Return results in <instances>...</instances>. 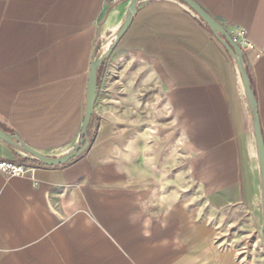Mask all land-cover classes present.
<instances>
[{"label": "crops", "instance_id": "0c3cea01", "mask_svg": "<svg viewBox=\"0 0 264 264\" xmlns=\"http://www.w3.org/2000/svg\"><path fill=\"white\" fill-rule=\"evenodd\" d=\"M193 1L253 44L264 141V0ZM125 9L0 0V129L45 155L72 150L95 48ZM110 56L80 157L41 166L0 140V160L31 168L0 173V264H264L256 142L231 57L176 0H143ZM139 98L167 123L138 122Z\"/></svg>", "mask_w": 264, "mask_h": 264}, {"label": "water", "instance_id": "95a60500", "mask_svg": "<svg viewBox=\"0 0 264 264\" xmlns=\"http://www.w3.org/2000/svg\"><path fill=\"white\" fill-rule=\"evenodd\" d=\"M143 0H128L124 16L118 27L100 40L95 48L94 56L90 64L88 82L85 94V105L83 121L81 124L80 138L76 145L69 152L60 156L45 155L28 145H26L16 134L7 133L0 129V140L11 147L14 152L20 157L34 161L41 166L56 167L65 165L74 159L80 157L90 147L92 139L91 128L95 117V104L97 99V91L101 76V71L113 52L114 48L125 34L134 16L137 8ZM183 4L192 14H194L212 33L221 46L225 49L228 55L233 60L238 74L240 76L244 98L248 108L254 137L256 142L257 157L259 163L260 180H261V196L263 205V224L261 227V236L264 242V141L260 128L257 104L255 95L251 88L248 71L244 59V53L240 47L233 41L231 35L221 26L214 18L205 12L193 0H176Z\"/></svg>", "mask_w": 264, "mask_h": 264}, {"label": "built area", "instance_id": "2783aa9c", "mask_svg": "<svg viewBox=\"0 0 264 264\" xmlns=\"http://www.w3.org/2000/svg\"><path fill=\"white\" fill-rule=\"evenodd\" d=\"M112 5L124 4L128 0H109ZM233 41L240 47L242 52L253 49V44L248 41L246 31L239 28L234 36H231ZM31 168L25 165L16 164L7 160H0V173L8 178L24 177L29 175Z\"/></svg>", "mask_w": 264, "mask_h": 264}, {"label": "rangeland", "instance_id": "374dc122", "mask_svg": "<svg viewBox=\"0 0 264 264\" xmlns=\"http://www.w3.org/2000/svg\"><path fill=\"white\" fill-rule=\"evenodd\" d=\"M110 57L107 59L105 65L101 71V80H103L104 75L107 72V67H108V64L110 61ZM141 96H143V94L142 95L138 94V97H141ZM151 102H153V100H151V99H147V100L142 99V98L138 99L139 105H138L137 112H136L137 121L138 122H144V121L160 122L163 120V122L167 123V117H163L162 120L151 119V117H150V114H151L150 103ZM154 105H155V102L153 103V107H154ZM97 124H98V119H97V113L95 110V117L93 119L92 128H91L92 136H94L96 133ZM163 133H166V131H164ZM262 242H263V240H262ZM263 246H264V242H263Z\"/></svg>", "mask_w": 264, "mask_h": 264}]
</instances>
